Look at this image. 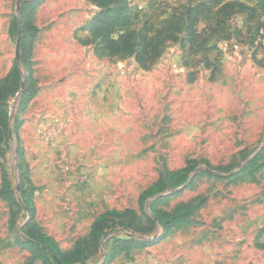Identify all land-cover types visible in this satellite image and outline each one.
I'll return each mask as SVG.
<instances>
[{
	"label": "rangeland",
	"instance_id": "obj_1",
	"mask_svg": "<svg viewBox=\"0 0 264 264\" xmlns=\"http://www.w3.org/2000/svg\"><path fill=\"white\" fill-rule=\"evenodd\" d=\"M26 1L0 0V264H42L19 245L27 222L68 254L110 209L152 229L117 219L84 264H264V12L235 4L256 1L32 0L24 27Z\"/></svg>",
	"mask_w": 264,
	"mask_h": 264
},
{
	"label": "trees",
	"instance_id": "obj_2",
	"mask_svg": "<svg viewBox=\"0 0 264 264\" xmlns=\"http://www.w3.org/2000/svg\"><path fill=\"white\" fill-rule=\"evenodd\" d=\"M93 2H99V0H91ZM112 0H102L99 2L101 5H104L106 2ZM256 7H248L245 3L240 1H236L235 4L239 8L251 10L252 14L255 10H261L264 12V0H255ZM36 2L32 0H28L20 5L19 13L21 12L22 17V25L24 27H29L31 24L28 19V11L35 6ZM234 6V3L224 4L220 11L222 16H227L229 14L228 9ZM117 10H111L110 12L103 11L100 13V16L95 19V22L91 28V34L93 36H105L109 27L112 24V21L109 18L115 19L117 18ZM126 18V17H125ZM19 20V19H18ZM18 24V23H17ZM16 24V25H17ZM131 33L122 34L119 36L117 41L121 40V44L113 47L112 43L114 40H109L103 38L104 48L107 49L109 54H116L119 51L129 52L132 49L133 42L130 40ZM115 41V42H117ZM24 43V42H23ZM21 46V43H20ZM25 49H29V46H25ZM143 53L148 52V48L142 46L141 48ZM138 60H142L140 55H137ZM17 68L14 70V74L17 73ZM11 92L10 87L5 84H0V102L7 96V94ZM2 112L0 106V114ZM196 161H191L189 166L184 167L177 174H167L166 180L175 179L176 182H163L156 183L151 188L143 193L144 196L152 195L154 193L162 191L166 186H175L183 183L186 180L188 171L196 164ZM1 196H8V191L3 190L0 191ZM28 207V206H27ZM193 208H188V210H180L177 214L171 217H163L158 213H154V216L157 218L158 222L164 227L169 228L174 225L183 224L187 217L192 214ZM118 219V223H121L126 226L127 229L132 231H146L152 228H142L141 222L139 220V216L137 212L133 209H125L123 211L110 209L106 210L103 213L99 214L93 221L89 234L87 237L80 238L76 241L75 246L68 254H63L59 249L57 243L49 237L47 234L42 232L40 227L35 222H27L24 225V237L22 241H19V245L21 247L27 248L30 252L29 263H32L34 260H40L42 264H84L88 261V259L97 253L100 247V241L105 236L106 230L110 228V223L115 224ZM154 223L152 219H147ZM124 247H128L132 245V242L123 241ZM264 247V245H262ZM120 243L114 247V251L120 248ZM110 256H107V259Z\"/></svg>",
	"mask_w": 264,
	"mask_h": 264
}]
</instances>
